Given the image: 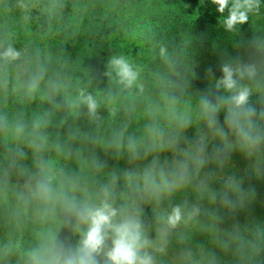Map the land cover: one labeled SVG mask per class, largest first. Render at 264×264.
<instances>
[{
	"label": "trees",
	"instance_id": "obj_1",
	"mask_svg": "<svg viewBox=\"0 0 264 264\" xmlns=\"http://www.w3.org/2000/svg\"><path fill=\"white\" fill-rule=\"evenodd\" d=\"M48 4L30 11L9 4L7 19L17 20L9 26L19 28L13 30L20 43L10 27L0 29V53L11 46L20 54L11 62L0 59L1 107L8 110L0 109V148L10 144L19 152L11 159L0 153V264H30L37 245H19L32 237L26 214L38 204L41 187L53 183L57 242L75 247L80 239L63 201L98 203L108 189L114 206L136 215L148 238L159 237L153 231L181 208L176 233L165 239L180 253L178 264H264V139L254 149L243 145L228 122L224 101L231 93L216 87L224 64L255 66L256 75L238 83L251 88L253 123L264 137V0L231 31L223 23L228 8L221 14L211 0ZM119 57L145 65L148 88L138 100L117 92L120 78L110 62ZM50 83L57 97L68 99L73 116L39 126L35 115ZM81 92L97 101L94 113L80 102ZM204 101L221 105L214 127ZM81 124L87 136L73 133ZM90 126L112 130L116 147L89 142ZM61 151L63 162L55 163Z\"/></svg>",
	"mask_w": 264,
	"mask_h": 264
},
{
	"label": "clouds",
	"instance_id": "obj_2",
	"mask_svg": "<svg viewBox=\"0 0 264 264\" xmlns=\"http://www.w3.org/2000/svg\"><path fill=\"white\" fill-rule=\"evenodd\" d=\"M218 5L217 11L221 14L228 8V16L223 23L231 31L237 25H242L248 20V13L259 5V0H211ZM19 53L9 46L0 53V59L11 62L19 57ZM111 66L126 87H131L138 78V73L124 58H113ZM223 78L217 82L216 87H223L231 93L224 104L228 108L229 126L236 133L238 139L248 148H256L262 139L255 129L253 117L256 109L250 107L249 96L251 88L240 86L239 79L245 76L252 78L256 75L254 65L236 66L229 64L222 67ZM237 77V78H234ZM33 89L36 83L33 82ZM82 103L86 104L90 113L98 107L97 101L91 96L80 94ZM204 112L209 117V127L216 124L215 113L221 105L203 102ZM220 132V129H217ZM200 157L197 156V163ZM155 184L154 179L146 177V183ZM42 195L50 198L47 186L41 187ZM63 209L74 217V230L80 234V239L75 247L57 242L55 237H49L46 244L29 253L30 264H155V259L149 249L153 242L146 236L139 218L127 211L117 209L111 200L110 192L105 189L99 202H77L65 199ZM183 219L180 207H174L167 216V226L176 228Z\"/></svg>",
	"mask_w": 264,
	"mask_h": 264
},
{
	"label": "rangeland",
	"instance_id": "obj_3",
	"mask_svg": "<svg viewBox=\"0 0 264 264\" xmlns=\"http://www.w3.org/2000/svg\"><path fill=\"white\" fill-rule=\"evenodd\" d=\"M13 1H16L17 4L22 7L26 8V11H30L31 9H36L35 7L38 4H43L46 7H48V3L52 2V0H0V29L5 28L4 25L10 27L8 30V34L10 37L15 41L20 43L22 41V37L18 35L16 30H19V28L16 26L17 25V20H12L8 21L7 15L11 13L13 9V5L9 6L10 3ZM48 2V3H47ZM52 5V4H51ZM186 9L190 10L193 8V3L191 1H188L185 3ZM38 7V6H37ZM15 11V10H14ZM11 24H16L14 26H9ZM10 38V39H11ZM2 46H0V49ZM30 58L31 61L34 62V64L37 63L35 61L34 54L30 53ZM133 70L138 73V78L137 81L131 86V87H126L124 84H122L120 81L115 82V87L117 88V92L121 93L123 96V99H130L135 101L138 100V98H141V96L146 92V89L148 88V82L145 80L146 76V70H145V65L142 64L141 60H135L131 63ZM39 73L43 71V66L40 64L37 66ZM51 81L54 80L52 77H50ZM53 82V81H52ZM147 82L146 84H144ZM50 92L48 93V96L45 97L46 101L41 102L40 109L38 107V111L35 115V118L38 117L41 120H35V123L38 124L39 126H45L47 127H53L57 125L59 122H53L54 120L58 119H63L61 122L67 120L71 121L70 118L72 114L71 108L68 111L67 105L64 104L65 101H68V99H62L58 96V92H54L55 88L53 87V83H50ZM145 91V92H144ZM3 100V96L0 91V109L1 103ZM137 102V101H136ZM135 103V102H134ZM71 107V106H70ZM187 110H189L188 107H186ZM5 112H8L6 109H2ZM82 120H85V118H81ZM82 124H86V121L83 122ZM81 124V127H82ZM66 124V126L68 127ZM160 125V124H159ZM144 128V126H140L139 128ZM162 127V126H161ZM1 128V127H0ZM74 132H78V137L80 135H85L87 136V131L85 130V127L79 128L77 131L76 128H73ZM88 131L89 135V142H94L97 144L99 147L103 148H110V147H116L117 141L114 135H116L111 129H101L98 127L90 126ZM132 135H135V137H138V131H133ZM140 132V131H139ZM114 134V135H113ZM0 137H1V131H0ZM84 144H85V139ZM132 140V139H131ZM2 141V139H1ZM133 141V140H132ZM3 143V142H2ZM4 151V152H3ZM4 154V159H11L15 155H17L19 152L16 149V146L13 145H3L0 148V153ZM65 151H61V153L57 155V159L54 161L55 163L63 162L62 156L64 155ZM83 150L81 148L78 149V155L82 156L83 155ZM49 156L47 153L43 155V157ZM57 161V162H56ZM46 163V162H45ZM55 166H49L47 165V168L52 170ZM57 175V174H56ZM49 189L50 193V198H45L43 195H41L40 200L38 204L28 212L27 215V233L31 234L32 237H24L20 242V249H28L31 248L33 245L36 246V250L39 249L42 245L46 244L49 237L54 236V233L56 231V225L53 222V218L55 217L54 211H55V201L53 200L54 197L57 195V187L56 184L53 183ZM154 233H157L159 237L155 238H149L153 242V246L149 249V251L152 253L155 259V264H178L179 257H181L180 253L178 251H170L167 248V245L165 244L166 240L168 239L167 237L171 236L172 234L176 233V228H169L167 226V223L164 225L158 227ZM164 237V238H163Z\"/></svg>",
	"mask_w": 264,
	"mask_h": 264
}]
</instances>
